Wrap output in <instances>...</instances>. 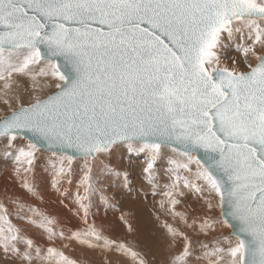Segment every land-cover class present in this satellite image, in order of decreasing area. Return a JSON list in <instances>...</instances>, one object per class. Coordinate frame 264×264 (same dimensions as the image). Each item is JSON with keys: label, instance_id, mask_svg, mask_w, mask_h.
Wrapping results in <instances>:
<instances>
[{"label": "snow or ice", "instance_id": "obj_1", "mask_svg": "<svg viewBox=\"0 0 264 264\" xmlns=\"http://www.w3.org/2000/svg\"><path fill=\"white\" fill-rule=\"evenodd\" d=\"M225 35L243 68L221 64ZM17 76L32 82L33 101L13 108L4 100L9 108L0 116V158L12 161L29 194H36L35 186L22 174L34 171L37 152L51 153L54 188L63 180L73 183L74 162L83 158L75 198L87 224L94 162L103 164L101 158L124 146L146 154L143 171L152 183L154 165L167 148L173 170L191 176L183 177V187L207 192L209 209L218 197L223 224L235 236L227 247L203 244L197 256L192 240L165 221L170 246L183 241L169 264H264V0H0L5 97ZM37 78L50 89L43 96L36 94L42 87ZM21 138L26 145L18 144ZM123 178L127 184L128 174ZM180 185L177 173L160 207L187 223L176 210V196L184 195ZM11 202L17 211L0 201L5 261L78 264L54 246L37 245L12 222L13 215L25 219L20 210L27 207V219L49 241L64 239L52 217L19 198ZM208 227L207 220L200 225ZM68 238L146 264L133 246L94 225Z\"/></svg>", "mask_w": 264, "mask_h": 264}, {"label": "rangeland", "instance_id": "obj_2", "mask_svg": "<svg viewBox=\"0 0 264 264\" xmlns=\"http://www.w3.org/2000/svg\"><path fill=\"white\" fill-rule=\"evenodd\" d=\"M222 40L228 46L220 49L221 64L243 68L244 65L240 63L241 56L235 51L234 43L229 41L226 35L222 37ZM233 59L237 61L236 65L232 64ZM37 79L40 80L42 87L36 89V94L43 96L50 89L44 86V81L41 78ZM16 80L17 84L13 85V89L7 97L4 95L3 82L0 81V116L8 111L9 106L4 103L6 98L13 108L17 107L19 103L27 104L33 101L32 82L26 77L19 76L16 77ZM18 144L24 146L27 144V140L21 138L18 140ZM163 152L164 155L158 158L154 165L152 183L145 179L146 174L143 171L146 167V154L129 153L124 146L115 149L108 157L101 158L103 164L100 161L94 162L93 182L96 190L91 197L92 203L89 208L87 224L83 220V210L76 203L75 198L76 182L82 175L83 158H78L74 162L73 183L69 185L67 180H63L58 188H54L52 187V169L47 166V157L51 153L37 152L34 171L22 174L26 175L29 184L35 186V195L29 194L21 186L22 180L14 173L12 161L0 158V201H3L10 211L15 212L17 206L11 200L19 198L26 206L34 205L45 215L52 217L55 221L53 227L57 232H64V239L56 238L49 241L48 234L42 228L31 224L27 219L32 215L27 207L20 210V214L25 219H18L13 215L12 222L20 227L24 234L31 237L37 245L43 248L54 246L64 251L69 258L77 260L78 264H131L126 257L115 252L89 248L68 238L73 231H83L89 225H94L112 239L133 246L143 255L146 264H169L171 256L182 248L183 241L178 240L173 247L170 246L171 237L166 233L167 231L164 232L165 235L159 236L158 229H149L144 221L131 225V213L138 210L140 206H150V210H152L150 214L154 218L165 216L167 222L183 231L192 240V246L197 256H202L203 244H207L209 248L227 247L228 240H234L235 236L232 235L231 228L223 224L218 197L212 199L214 207L209 209L205 199L209 194L207 192L197 194L184 188L183 177L188 176L191 179L190 174L182 169L173 170V166L169 163V157L172 155L171 150L165 148ZM104 164L116 169L121 175L109 174L104 168ZM125 173L128 174L127 184L123 178ZM177 173L181 177L179 191H182L184 195L176 196V199L181 201L176 205V210L184 214L187 223L178 217L174 218L164 210L162 211L160 207L161 200H167L163 196V192L170 190ZM211 197H214V194H211ZM121 217H123L122 220H120ZM205 220L211 227L201 230L200 225ZM129 224L132 228L131 231L128 228ZM0 264H11V262L5 261L0 255ZM192 264H207V261L193 259Z\"/></svg>", "mask_w": 264, "mask_h": 264}, {"label": "bare ground", "instance_id": "obj_3", "mask_svg": "<svg viewBox=\"0 0 264 264\" xmlns=\"http://www.w3.org/2000/svg\"><path fill=\"white\" fill-rule=\"evenodd\" d=\"M134 204H136V203H134ZM137 208H138V206H137ZM154 210H156V209H154ZM151 211L152 210H150V206H146V207H141L140 206V208L138 210L133 211L131 213V216H130V224L131 225H135V224L142 223V221H144V223H147V226H148L149 229L150 228L152 230L158 229V233H160L159 236L165 235L164 232L166 231V229L163 227V224L166 221V217L165 216H162V217L161 216L160 217L156 216L157 218H154L150 214ZM162 211H163V209H162ZM155 214H156V212H155ZM120 220H122V219H120Z\"/></svg>", "mask_w": 264, "mask_h": 264}, {"label": "water", "instance_id": "obj_4", "mask_svg": "<svg viewBox=\"0 0 264 264\" xmlns=\"http://www.w3.org/2000/svg\"><path fill=\"white\" fill-rule=\"evenodd\" d=\"M231 228V227H230ZM231 231H232V235H233V228H231Z\"/></svg>", "mask_w": 264, "mask_h": 264}]
</instances>
